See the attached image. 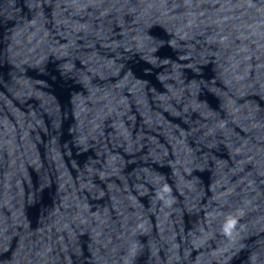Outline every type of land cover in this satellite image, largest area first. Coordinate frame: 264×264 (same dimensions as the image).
<instances>
[{"label":"water","instance_id":"1","mask_svg":"<svg viewBox=\"0 0 264 264\" xmlns=\"http://www.w3.org/2000/svg\"><path fill=\"white\" fill-rule=\"evenodd\" d=\"M223 264H264V159L242 209Z\"/></svg>","mask_w":264,"mask_h":264}]
</instances>
